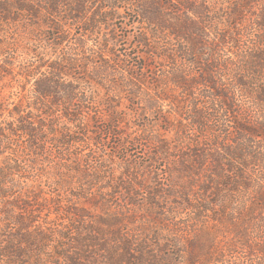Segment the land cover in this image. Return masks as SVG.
Returning <instances> with one entry per match:
<instances>
[{
  "label": "trees",
  "instance_id": "16d2710c",
  "mask_svg": "<svg viewBox=\"0 0 264 264\" xmlns=\"http://www.w3.org/2000/svg\"><path fill=\"white\" fill-rule=\"evenodd\" d=\"M94 1L0 0V158L3 143L13 142V150L8 151L0 167V198L5 201L1 202L0 210L2 264H19L27 256L26 242L39 241L40 237L49 239L47 230L50 229L40 230L34 224L35 216L51 204L57 210V203L50 202V198H46L49 202H38L42 199L38 196L40 191L34 182L26 183L29 178L25 185L32 191L27 197L20 195V202L11 200L13 190L7 187L6 180L10 174L22 175L27 167L26 161L20 158V150L25 148L30 153L31 167L37 155L79 141L78 120L90 119L87 95L80 91L81 84L104 87L103 82L108 83L105 96L93 95L97 98L93 104L103 108L106 113L103 116L110 123L101 132L113 134L120 116L109 100L117 94L111 92L129 91L135 97L139 86H148L144 72L154 73L155 63L165 60L169 68L163 70L161 77H150L157 90L145 98L146 105L156 116L160 115L155 104L161 99L170 102L173 88L167 86L168 82L186 96L198 88L199 98L204 100L202 106L196 99L188 101L185 107L184 102L172 101L179 113L186 108L187 128L199 134L209 133L197 141L187 140L188 137L182 140L184 147L174 156L176 173L187 176L190 186L197 183L203 196L216 190L212 197L220 199L222 190L229 187L234 197L246 196V200L241 198L238 202L247 203L234 208L222 205L216 211L209 205L214 206L215 202L188 204L197 220L210 211L211 223L200 226L207 235H200L190 244L198 253L191 251L185 259L181 254L180 260L173 256L164 260L167 262L173 257L172 264H264V9L253 20L259 27L258 34L252 37L255 48L246 50L241 48L242 33L236 27L243 21L244 5L224 12L221 30L216 22L213 28L210 26L208 0H137L138 17L147 26L135 42L143 48L142 54L119 56L108 50L106 39V43L98 44L96 54L89 55L91 59H85L80 51L85 47V40L80 38L84 35L69 38V25L79 23L84 34L93 33L101 22L115 15L117 3L125 0H106L104 10L90 12L88 6ZM36 43L59 52L54 56L45 54L36 48ZM227 44L230 55L223 57L219 49L223 50ZM16 57L21 58L17 64ZM131 58L136 61L129 62ZM194 68L198 69L197 74L189 79V72ZM125 72L128 77H124ZM8 83L10 90L3 94ZM85 109L86 115L81 116ZM237 111L242 117L247 113L248 121L236 116ZM228 117L232 120H227ZM217 119L222 122L210 126L209 122ZM185 128L186 125L180 124L179 133ZM177 137L182 139L181 135ZM164 143L159 144L160 149L168 147ZM18 183L16 188L22 189L24 182ZM60 211L69 221V216L77 210ZM3 220L15 224L12 236ZM105 221L107 225H114L117 218L113 216ZM110 235L115 239L118 232L114 230ZM217 235L223 239L215 249L212 243H216ZM78 236L61 248L67 264H80L78 250L90 251L92 257L98 256V250L102 251L108 264L143 262V248L132 249L128 243L110 244L105 240L108 236L104 227L98 228L97 234ZM68 249L70 257L63 252Z\"/></svg>",
  "mask_w": 264,
  "mask_h": 264
},
{
  "label": "rangeland",
  "instance_id": "374dc122",
  "mask_svg": "<svg viewBox=\"0 0 264 264\" xmlns=\"http://www.w3.org/2000/svg\"><path fill=\"white\" fill-rule=\"evenodd\" d=\"M105 1L95 0L89 4L88 11L104 10ZM136 1L125 0L117 3L115 15L113 14L105 23L101 22L95 27L93 33L84 34L80 30L79 23L69 25L71 28L69 38H74L79 34L84 35L80 38L85 40V47L80 51L85 59H91L90 56L98 51V44L106 43V39L108 42L105 45L108 50L119 56L142 54L143 48L135 45V42L147 26L138 17ZM208 2L210 3L208 6L210 26L213 28L216 22L221 30L223 24L220 22L225 15L224 12L229 11L230 8L238 10V6L244 5L241 15L243 21L236 26L242 33L241 48H246V50L255 48L252 37L258 34L259 27L253 24V20L264 9V0H208ZM172 44L173 42L167 49ZM67 45L68 43L63 47ZM36 48L45 54L51 53V56L59 52L53 47L42 45V43H36ZM161 48L165 47L161 46ZM227 48L228 44L223 50L219 49V54L223 57L230 55ZM18 60L21 58L16 57V64ZM134 61L136 59H129V62ZM169 66L168 60H165L155 63L154 73L150 70L145 71L144 75L147 78L148 86H139L135 91V97L129 95L127 93L129 91L111 92V94L117 95H111L112 97L108 99L113 101L112 105L116 106L120 116V121L114 128L113 134L101 132L110 123L108 117L103 116L106 114L102 111L103 108L93 104V100H97L93 95L105 96L108 83L103 82L104 87L94 83L81 84L80 91L87 95L85 100L88 102L86 106L89 109L87 112L90 114V119L81 117L78 120L77 131L80 134L77 137L79 141L69 143L67 146L53 147V151L37 155L36 162L31 167L28 163L30 153L25 148L20 150V158L22 162L26 161L27 167L22 175L10 174L6 180L7 187L13 190L11 200L20 202V195L27 197L29 191H32L25 185L26 178H29L30 181H26V183L34 182L40 191L38 196L42 199H39L38 202H49L47 199L50 198V202L57 203V210L51 204L48 209L36 214L35 221L37 222L34 224L40 230L50 229L47 230L50 237L49 239L40 237L39 241L26 242L27 256L20 259L19 264H67L66 260L68 259L62 257L61 248L68 246L69 240L72 237L78 238L79 234H86V237L87 234H97L100 227L106 229L108 237H105V240L112 245L128 243L132 249L143 248L145 256L142 264H172L173 257L180 260L181 254L185 259V256L188 257L191 251L198 253V250L191 247L190 244L196 242L200 235L206 236L207 234L202 233L203 228L200 229V226H209L211 223L209 220L210 211L204 212L202 219L197 220L194 210L188 204L215 202L214 206L209 205L216 211L222 205L234 208L239 204L247 203L238 202L237 200L241 198L246 200V196L234 197V192L229 187L222 190L220 199L216 196L212 197L216 190L203 196L200 188L196 185L197 183L190 186L187 176L181 177L176 173L174 156L184 147L185 143L182 140L188 137L187 140L197 141L207 137L209 133L199 134L195 133V129L187 128L188 115L187 110H184L186 108L179 113L172 101L173 99L184 102L185 107L188 101L193 99L197 102L199 100L202 106L204 100L199 98L198 88L193 89L190 96H186L172 82H168L167 86L173 88L169 95L170 102L161 99L155 104V109L160 115L156 116L153 109H149V106L146 105L145 98L148 94L154 95V91L157 90L150 77L152 75L161 77L159 75H162L163 70L168 69ZM197 71V68L191 69L188 78L192 79L193 76H196ZM128 75L127 72L124 73V77H128ZM10 86L11 84L3 88V94L9 92ZM129 89L130 87L127 90ZM233 97L236 101L237 99L240 101V97L236 95ZM132 98H134L133 103H131ZM239 112H236V116L240 115ZM81 113V116L86 115V109ZM251 113L253 114L252 111ZM245 115L243 117L240 115V118L248 121L249 115L247 113ZM97 116L98 118H96ZM232 117H228L227 120H232ZM220 121V119L213 120L209 124L216 126L215 124ZM180 124L186 125L187 128L181 134L179 133ZM180 135L182 139L178 140L177 136ZM9 142L3 143L0 167L3 164V159L8 155V151L13 150V142ZM164 142L168 143V147L160 149L159 144H165ZM18 181L24 182L21 183L22 189L16 188L20 184ZM180 192L184 195L180 196ZM1 202H5L3 198H0V210ZM17 208L16 206L12 209L13 214ZM69 208L77 211L75 214H71L67 221L65 215H61L60 210ZM113 216L117 218V223L107 225L105 220ZM2 222L8 224L9 236H12L11 232H13L15 224L6 220ZM114 230L118 232L115 239L110 235ZM222 239V236H216V243H212L215 249ZM63 252L66 253V256H71L67 255L70 254L69 249ZM89 252L77 251V254H81L77 256L80 258L78 260L80 264H108L104 252L98 250V256L93 257V254ZM168 256L173 257L165 262L164 258L166 259ZM2 261L3 258H0V264Z\"/></svg>",
  "mask_w": 264,
  "mask_h": 264
}]
</instances>
